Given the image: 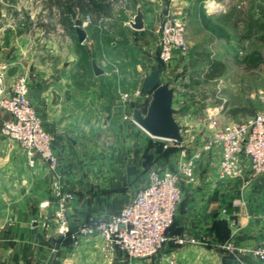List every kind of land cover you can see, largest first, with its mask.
Wrapping results in <instances>:
<instances>
[{
  "label": "crops",
  "instance_id": "obj_1",
  "mask_svg": "<svg viewBox=\"0 0 264 264\" xmlns=\"http://www.w3.org/2000/svg\"><path fill=\"white\" fill-rule=\"evenodd\" d=\"M208 1L175 0L187 20L190 46L205 44L195 32L208 30L210 23H218L228 12L225 0H212L217 3L214 9L207 6ZM168 2L132 0L135 14L131 18L138 8L144 14V28L132 29L144 33L156 29ZM97 21L93 19L90 25ZM214 25L219 35L224 33L222 26ZM86 26L84 23L87 37L80 42L74 23L76 47L66 51L48 39L46 47H40L24 34L2 41L0 29V96L9 89L12 78L27 77L33 103L54 135L53 148L59 158L57 171L44 161L31 166L19 143L3 134L9 114L0 110V264H264L251 253L264 241V175L255 176L247 163L243 176L221 178L218 149L196 159L195 182L183 175L180 178L183 200L172 231L200 243H169L157 255L131 260L119 249H104L97 234L83 235L74 242L69 233H62L54 218L56 181L62 191L74 195L68 203L69 228L74 231L119 212L147 182L151 168L169 167L163 149L166 143L131 119L134 107L148 105L150 93L142 82L153 70L140 76L135 87L134 67L125 59L126 69H118L123 59L108 52L103 42L95 44L99 54L86 53L92 49ZM114 27L107 34L116 31ZM94 61L102 73H95ZM163 69L162 79L172 82L166 77L168 69ZM219 78L223 75L208 81ZM172 83L177 86L174 107L179 109L177 119L184 132L188 118L177 103L182 89ZM216 105L206 115L220 110L219 121L223 122L230 115L229 104ZM192 108L196 112L192 124L200 126L204 121L200 106L192 103ZM178 148L177 160L185 151L176 145V151Z\"/></svg>",
  "mask_w": 264,
  "mask_h": 264
},
{
  "label": "rangeland",
  "instance_id": "obj_2",
  "mask_svg": "<svg viewBox=\"0 0 264 264\" xmlns=\"http://www.w3.org/2000/svg\"><path fill=\"white\" fill-rule=\"evenodd\" d=\"M108 1L113 2L112 9H107L108 6L103 10L111 12L109 15L103 14L104 16L92 26L91 13H63L61 8H51L49 0H0V29L5 38L2 41L15 40L24 34L33 42L39 43L40 47H46L45 40L48 39L66 51V48L76 47L74 20L82 18L91 35L89 45L92 49H88L86 53L94 55L96 51L99 54L100 50L97 51L95 44L103 42L108 52L115 53L119 59H123L119 62L118 69H126L125 59L134 67L135 87L139 84V77L146 72L159 66L167 68L169 71L167 79L174 81L182 89L180 93L178 92L177 103L180 112L186 114L188 118L184 120V146L181 148L186 152L184 154L182 152L180 159H176L180 148L176 151L175 142L161 140L166 143L163 149L166 162L172 169H177L185 163L191 156L189 153L204 146L208 140V129L210 133L213 131L210 127V116L215 114L219 119L216 112L210 116L206 115L207 109L213 104H217L216 106L222 103L229 104L230 115L221 122L223 126L264 112V0H225L224 5L228 7V12L224 18L220 16L218 23H214L222 26L225 29L224 33L219 35L218 27L210 23L208 30L198 29L195 32L205 44L202 42L201 45L194 46L189 45L187 20L181 15L182 11L179 5L175 4V0L165 3L164 12L156 29L146 33L142 32L143 30L134 31L130 25L131 17L135 14L131 7L132 0ZM216 4L212 0L207 3L212 9ZM168 14L180 18L185 24L188 48L185 52L176 50L174 58L169 63H163L160 59L161 26ZM114 24L117 30L107 34L108 29ZM112 41L117 42L115 47L111 45ZM177 54L180 56L175 58ZM214 60L225 63V76L208 81L205 76ZM181 93L184 95L183 99ZM192 103L200 106L198 111L204 120L200 126L192 124L191 118L193 113L196 114ZM0 110L3 111L1 107ZM207 152L209 151L202 155ZM190 181L195 182V178Z\"/></svg>",
  "mask_w": 264,
  "mask_h": 264
},
{
  "label": "built area",
  "instance_id": "obj_3",
  "mask_svg": "<svg viewBox=\"0 0 264 264\" xmlns=\"http://www.w3.org/2000/svg\"><path fill=\"white\" fill-rule=\"evenodd\" d=\"M185 34V24L180 18L171 14L164 18L160 43L163 63H169L176 50H187ZM0 107L9 114L2 125L5 137L19 143L31 166L44 161L57 171L59 158L53 148L54 135L33 103L32 89L25 75L11 79L9 89L0 97ZM210 118L213 131L204 146L193 150L192 157L177 169L168 166L151 168L147 182L119 212L92 224L70 230L68 203L74 195L62 191L56 181L54 187L58 200L54 218L62 233H69L74 242L83 235L97 234L104 241V249L111 252L119 249L131 260L154 256L171 242L178 245L200 243L194 237L171 232L182 200L180 178L183 175L189 180L194 179L196 159L205 151L218 149L221 178L243 176L247 163L255 176L264 175V112L229 126L221 125L215 114ZM173 142L175 146L183 147L184 139L181 143ZM251 253L264 263V241L252 248Z\"/></svg>",
  "mask_w": 264,
  "mask_h": 264
},
{
  "label": "water",
  "instance_id": "obj_4",
  "mask_svg": "<svg viewBox=\"0 0 264 264\" xmlns=\"http://www.w3.org/2000/svg\"><path fill=\"white\" fill-rule=\"evenodd\" d=\"M130 25L135 29L144 28V14L138 8L136 15L130 21ZM78 39L83 42L87 33L84 29V20L75 19ZM2 65L0 64V69ZM93 68L96 74L103 72V69L94 61ZM163 67L159 66L148 73L142 82V87L150 93V100L146 108L134 107L132 119L144 128L153 137L172 140L181 143L183 137V127L177 119L179 109L174 107V97L177 86L171 81H164L161 74ZM3 86V78L0 76V92Z\"/></svg>",
  "mask_w": 264,
  "mask_h": 264
},
{
  "label": "trees",
  "instance_id": "obj_5",
  "mask_svg": "<svg viewBox=\"0 0 264 264\" xmlns=\"http://www.w3.org/2000/svg\"><path fill=\"white\" fill-rule=\"evenodd\" d=\"M49 4L51 8L57 7V8H61L63 13L68 12L69 14L72 13H91L90 14V19H94V21L98 20L101 16L108 15L109 12H111L110 10L112 9V1H108V0H49ZM107 3V5L103 4V3ZM109 4V5H108ZM53 6V7H52ZM107 12H105L103 9H106V7H108ZM95 15L94 18H92V15ZM73 22V21H71ZM225 73V63L222 62L221 60H214L211 63V68L209 69V71L207 72L205 79L206 80H212L215 79L217 77H220L222 75H224ZM146 108V107H145ZM174 225V224H173ZM173 225L171 227V232ZM174 233V232H173Z\"/></svg>",
  "mask_w": 264,
  "mask_h": 264
},
{
  "label": "bare ground",
  "instance_id": "obj_6",
  "mask_svg": "<svg viewBox=\"0 0 264 264\" xmlns=\"http://www.w3.org/2000/svg\"><path fill=\"white\" fill-rule=\"evenodd\" d=\"M208 6V5H207ZM214 8V7H213Z\"/></svg>",
  "mask_w": 264,
  "mask_h": 264
}]
</instances>
